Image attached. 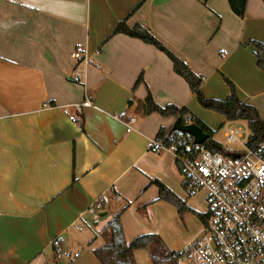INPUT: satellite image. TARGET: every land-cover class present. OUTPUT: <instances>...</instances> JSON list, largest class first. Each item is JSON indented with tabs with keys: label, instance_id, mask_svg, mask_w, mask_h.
<instances>
[{
	"label": "crops",
	"instance_id": "1",
	"mask_svg": "<svg viewBox=\"0 0 264 264\" xmlns=\"http://www.w3.org/2000/svg\"><path fill=\"white\" fill-rule=\"evenodd\" d=\"M124 19L149 27L203 76L207 97H228L226 76L264 120V71L250 43L264 42L263 0H248L244 18L228 0H0V264H49L58 236L65 238L63 263L103 264L93 252L105 242L100 231L127 204L128 243L157 233L176 251L201 235L202 227L186 224L176 237L167 226L180 214L152 180L199 208L172 153L150 148L176 118L146 113L143 102L151 93L210 125L164 52L113 34ZM77 48L82 59L72 56ZM86 96L98 108L76 110ZM98 199L105 210L88 212ZM182 217L200 219L192 211Z\"/></svg>",
	"mask_w": 264,
	"mask_h": 264
},
{
	"label": "built area",
	"instance_id": "2",
	"mask_svg": "<svg viewBox=\"0 0 264 264\" xmlns=\"http://www.w3.org/2000/svg\"><path fill=\"white\" fill-rule=\"evenodd\" d=\"M72 56L82 59L83 50L77 48ZM72 106L76 110L98 108L88 96ZM75 118L70 115L71 120ZM242 136L241 129L225 133L228 143L244 147L228 151L197 144L181 130L170 145L159 138L151 142V149L172 153L187 190L206 193L201 235L176 250L171 264H264V138L249 146V137L241 140ZM100 211L99 201L88 210Z\"/></svg>",
	"mask_w": 264,
	"mask_h": 264
},
{
	"label": "trees",
	"instance_id": "3",
	"mask_svg": "<svg viewBox=\"0 0 264 264\" xmlns=\"http://www.w3.org/2000/svg\"><path fill=\"white\" fill-rule=\"evenodd\" d=\"M228 3L237 16L241 18L245 17L248 0H228ZM138 6L133 11H135ZM117 33H123L131 37L139 38L164 52L171 59L174 71L187 81L201 106L222 113L227 120H246L250 128V135L248 138L249 146H255L264 138V120L259 110L253 104L240 99L236 85L228 77L224 76V80L231 90L227 98L219 99L207 97L202 90L204 77L197 75L182 58L166 47L151 32L149 27L144 26L141 23H136L135 25L130 26L127 24L126 19H124L118 22L113 32V34ZM250 43L255 46L257 66L264 71V42L251 40ZM139 81H141V78L138 80V83ZM143 110L146 113L156 112L162 116H174L176 120H180L184 125L195 123L204 132L209 134V139L205 142L206 147L212 150H223L221 144L214 139L216 130L208 126L188 107H180L176 104H167L165 106L160 105L154 100L151 93H149L143 102ZM81 125L83 127V123H81ZM178 135L179 130L174 129L173 126L170 128L162 126L156 138L163 139L165 144L170 145ZM152 183H155L158 186L160 198L176 206L181 216H183L186 211H192L201 221L206 219L205 213H201L189 206L186 200L178 196L160 180L154 179L152 180ZM183 186L186 189L184 181ZM187 192L189 196H192L195 193V191L193 192L191 190H187ZM97 201L100 202L102 209L105 210V200L98 199ZM126 206L116 212L100 231V234L105 238V242L93 250L97 258L103 264H138L136 252L140 249H147L154 264H171L175 260L176 253L167 246L159 234H142L135 237L131 242H127L121 219V214ZM65 252V238L64 236H58L50 245L48 254L49 264H58L59 261H63ZM71 262L72 260L70 259L64 264H71Z\"/></svg>",
	"mask_w": 264,
	"mask_h": 264
},
{
	"label": "rangeland",
	"instance_id": "4",
	"mask_svg": "<svg viewBox=\"0 0 264 264\" xmlns=\"http://www.w3.org/2000/svg\"><path fill=\"white\" fill-rule=\"evenodd\" d=\"M198 103V102H197ZM200 113L205 116L208 124L216 130V133L214 135V139L217 140L221 146L226 150H238V149H243V145L239 142H234V143H228L226 137H225V131L228 130L227 126H230L234 124L235 126H238L242 129V138L241 140H247V138L250 135V128L248 126V122L246 120H238L236 122H231L230 120L227 121L225 120V116L220 113L216 112L213 110H209L204 108L203 106L199 105L196 108ZM226 121V122H225ZM224 122V125L222 127L221 124ZM192 200L194 201L195 205L199 208V212L204 213L207 205H206V193L203 190H196V192L192 195ZM179 220L176 223L175 221H172L171 223L167 224L168 228L170 230H173V236L176 237H181L182 235H185L184 232L179 233L177 232L178 228H182L184 225H191L192 228H197L201 229L202 227V222L200 219L196 220V217L194 218V221L192 222L191 220L186 223V221L183 219V217L180 215ZM199 218V217H198ZM71 233L73 232V229L70 231ZM73 237V234H71L70 239ZM69 239V235H68ZM136 259L138 261V264H154L153 261L151 260L150 253L147 249H140L136 252Z\"/></svg>",
	"mask_w": 264,
	"mask_h": 264
},
{
	"label": "water",
	"instance_id": "5",
	"mask_svg": "<svg viewBox=\"0 0 264 264\" xmlns=\"http://www.w3.org/2000/svg\"><path fill=\"white\" fill-rule=\"evenodd\" d=\"M173 128L181 131H185L191 134L194 137V141L197 144H203L209 139V134L204 132L197 124L191 123L188 125H184L180 122V120H176L173 124ZM238 154H233V156H237ZM104 215V213H101ZM58 264H64L62 261H59Z\"/></svg>",
	"mask_w": 264,
	"mask_h": 264
},
{
	"label": "bare ground",
	"instance_id": "6",
	"mask_svg": "<svg viewBox=\"0 0 264 264\" xmlns=\"http://www.w3.org/2000/svg\"><path fill=\"white\" fill-rule=\"evenodd\" d=\"M233 154H235V153H233ZM237 154V153H236Z\"/></svg>",
	"mask_w": 264,
	"mask_h": 264
}]
</instances>
